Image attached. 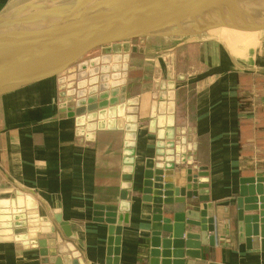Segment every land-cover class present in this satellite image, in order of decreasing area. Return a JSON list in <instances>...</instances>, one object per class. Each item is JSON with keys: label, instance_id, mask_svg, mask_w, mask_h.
<instances>
[{"label": "crops", "instance_id": "0c3cea01", "mask_svg": "<svg viewBox=\"0 0 264 264\" xmlns=\"http://www.w3.org/2000/svg\"><path fill=\"white\" fill-rule=\"evenodd\" d=\"M12 1L0 0V11ZM200 37L138 46L129 82L137 90L124 97L129 84L121 85L101 94L97 104L107 105L80 115H68L74 106L63 102L73 73L0 95V219L14 224L12 236L0 229V264H112L110 225L94 220L104 205L128 216L117 264H149L156 206L143 184L157 167L182 175L205 168L200 191L213 205L215 242L185 264H264V250L239 240L235 210L240 179L264 176V45ZM183 50H195L194 64ZM131 104L132 127L120 114ZM187 123L190 133L177 142Z\"/></svg>", "mask_w": 264, "mask_h": 264}, {"label": "water", "instance_id": "95a60500", "mask_svg": "<svg viewBox=\"0 0 264 264\" xmlns=\"http://www.w3.org/2000/svg\"><path fill=\"white\" fill-rule=\"evenodd\" d=\"M220 29L263 33L264 0H14L0 11V95L63 76L101 46L148 37H198ZM107 104L90 99L67 114ZM204 169L189 168L184 175L175 167L146 171L143 194L156 206L149 264H185L184 256L199 257L195 250L214 245V235L208 234L215 229L213 205L200 191L207 186ZM128 187L125 182L120 197ZM118 209L104 205L94 219L110 225L112 264L118 261L120 225L128 220ZM235 210L239 240L264 250V176L240 179Z\"/></svg>", "mask_w": 264, "mask_h": 264}, {"label": "rangeland", "instance_id": "374dc122", "mask_svg": "<svg viewBox=\"0 0 264 264\" xmlns=\"http://www.w3.org/2000/svg\"><path fill=\"white\" fill-rule=\"evenodd\" d=\"M261 35L263 36L262 39L260 38ZM201 36L202 37H200L199 39H196V41L204 43V42L210 41L209 39L212 37V38H218L221 41L228 43L229 45H230V42H235V44H238V45L239 44H247V46L251 45V43L252 44L256 43V45H258L260 48H263V46H261V45H264L261 43V42L264 43V32L256 35V34H250V33L244 34V33L236 32L233 30L228 31L225 29H220L219 31H216L215 33H207V34H203ZM195 38H197V37H195ZM182 39H191V37L182 38ZM178 40H180V39L179 38H171V37H165V38L148 37L147 39H132L131 41H125L124 43L129 48V50H130L129 54L131 53V56L129 54H128L129 56L128 55L124 56V53L121 49V43L118 42V43H115L114 45H109L108 53L109 54L111 53L110 55H111L112 59H109V61H107V62H101V61H99L100 58L97 59L96 57H94V56L99 55V53L101 52L100 50H101L102 46L98 47V49L90 52L88 55H86L82 59V61H80L78 64H76V66L73 68V70L66 72V74H64V77H65L64 79H66V76H69L73 73L71 78H69V81H68V78L66 80L63 79L64 80L63 81L64 82L63 89H65L64 87H66L68 84H69L70 89H71V90L66 92V95L64 96V98L61 97V98H63L64 105H66V106L72 105V106L76 107L75 104L78 103V100L81 102L83 100L85 101V100H87L88 96L90 98H92V100L97 103V101L99 100V98L103 94L108 96L112 93L111 91H113V90H115V92H118L120 89V86L121 85L127 86L130 82V78H133V76H135V74H136L133 71L132 72L130 71V68L132 65L131 64V58L133 56L132 49H137L138 46H141V45H144V46L147 45L148 46L149 43L163 44L164 45L166 42H177ZM193 52H195V50H192V51L191 50L190 51L189 50L188 51L183 50L182 51L183 57H185V56H187L189 58L191 57L192 64H194V62H193L194 53ZM191 60L188 62L191 63ZM92 61H94L98 65L90 64V62H92ZM123 62H125L127 64V66L129 65L128 66L129 69L124 73L121 72L122 73L121 74L120 73L121 70L127 69V68H123V65H124ZM82 65L83 66L86 65V67L84 68V69H86V71L82 70V73H80V76L78 75L79 76L78 77L76 74L81 72L80 66H82ZM184 68L187 70L189 69L188 66H185ZM145 74H147V73H145ZM123 79H125L126 81H124ZM130 84H132V83H130ZM130 84H129L128 91L126 90V92H125L124 97L129 98L130 97L129 95H132L133 92L137 90V88H135L134 82L132 85H130ZM87 104L88 103H86L85 105H87ZM133 106L134 105L131 104V106H128L126 108L127 112L120 113V114H124L123 116L129 115V119H128L127 124L130 127L133 126V124H134L133 120L135 119V117L133 118V115H132L134 112ZM124 109H125V107H124ZM116 114H119V112H116ZM185 120L189 121V119H187V118ZM119 121L121 122V120H119ZM121 124H123V123H121ZM185 126H186L187 130L185 129L184 133L178 132V134H177L178 138H176L177 142H184L183 137L184 136L186 137V135H187L186 133H190L191 130L189 129L190 127H189L188 123ZM179 135H182L181 138L179 137ZM179 144H181V143H179ZM179 146L181 148L184 147L183 145H179ZM262 149L264 151V148H262ZM186 152H187V149L185 151V154H186ZM0 221L3 223V224H0V229L4 230V231H2V234L8 233L9 235H11L12 227L14 225L13 224V218L12 217H7V218L2 217L0 219Z\"/></svg>", "mask_w": 264, "mask_h": 264}, {"label": "flooded vegetation", "instance_id": "af4514ba", "mask_svg": "<svg viewBox=\"0 0 264 264\" xmlns=\"http://www.w3.org/2000/svg\"><path fill=\"white\" fill-rule=\"evenodd\" d=\"M121 43V49H122V51H123V53H124V56H127L128 54H129V52H130V50H129V48L126 46V44L124 43V42H120ZM125 44V45H124ZM108 47L109 46H102L101 47V52L99 53V55H97V56H94V57H96L97 59H99L100 58V60L99 61H101V62H107V61H109V59H112V57H111V53L109 54L108 53ZM120 49V48H119ZM134 50L135 49H132V51L134 52ZM115 55V54H114ZM130 56H131V53L129 54ZM128 55V56H129ZM117 60V59H116ZM112 61V60H111ZM90 64H95V65H98V64H96L94 61H92V62H90ZM104 65V64H103ZM119 68V67H118ZM125 68H126V66H125ZM124 70H126V69H124ZM124 70H121L120 71V73L122 72V73H124V72H126V71H124ZM119 73V74H120ZM121 73V74H122ZM122 78V77H121Z\"/></svg>", "mask_w": 264, "mask_h": 264}, {"label": "trees", "instance_id": "16d2710c", "mask_svg": "<svg viewBox=\"0 0 264 264\" xmlns=\"http://www.w3.org/2000/svg\"><path fill=\"white\" fill-rule=\"evenodd\" d=\"M246 104H248V102Z\"/></svg>", "mask_w": 264, "mask_h": 264}]
</instances>
